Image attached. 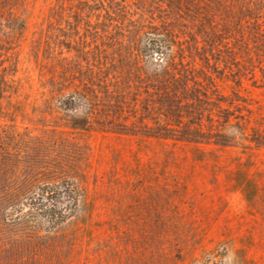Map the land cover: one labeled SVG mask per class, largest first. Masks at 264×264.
Segmentation results:
<instances>
[{
    "label": "rangeland",
    "instance_id": "1",
    "mask_svg": "<svg viewBox=\"0 0 264 264\" xmlns=\"http://www.w3.org/2000/svg\"><path fill=\"white\" fill-rule=\"evenodd\" d=\"M0 264H264V0H0Z\"/></svg>",
    "mask_w": 264,
    "mask_h": 264
}]
</instances>
